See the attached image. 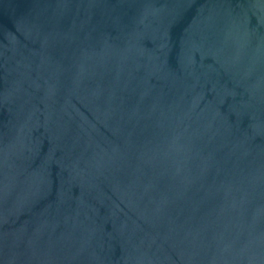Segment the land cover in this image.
I'll return each instance as SVG.
<instances>
[{
    "label": "water",
    "instance_id": "1",
    "mask_svg": "<svg viewBox=\"0 0 264 264\" xmlns=\"http://www.w3.org/2000/svg\"><path fill=\"white\" fill-rule=\"evenodd\" d=\"M0 264H264V0H0Z\"/></svg>",
    "mask_w": 264,
    "mask_h": 264
}]
</instances>
